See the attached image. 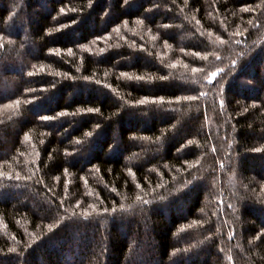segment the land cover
Here are the masks:
<instances>
[{"label": "trees", "instance_id": "1", "mask_svg": "<svg viewBox=\"0 0 264 264\" xmlns=\"http://www.w3.org/2000/svg\"><path fill=\"white\" fill-rule=\"evenodd\" d=\"M0 264H264V0H0Z\"/></svg>", "mask_w": 264, "mask_h": 264}]
</instances>
